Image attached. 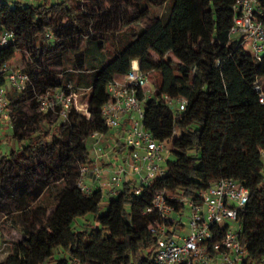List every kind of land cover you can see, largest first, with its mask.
<instances>
[{"label":"trees","instance_id":"1","mask_svg":"<svg viewBox=\"0 0 264 264\" xmlns=\"http://www.w3.org/2000/svg\"><path fill=\"white\" fill-rule=\"evenodd\" d=\"M236 1L1 0L0 33L12 31L16 41L0 47V67L20 55L17 68L29 79L8 93L17 146L0 152V214L23 237L0 264H150V225L162 223L147 211L154 193L196 198L222 177L250 190L238 216L240 264H264V104L256 90L257 80L264 87V56L230 34ZM134 60L154 80L150 97L139 95L143 125L156 140L173 141L172 157L139 194L130 179L115 196L102 187L88 193L79 180L96 162L93 134L112 130L102 115L108 85L123 82ZM72 88L92 89L88 114L74 100L66 117L61 103L41 109L48 93ZM165 95L186 99L185 109ZM124 146L118 141V152ZM170 202L181 215L185 203Z\"/></svg>","mask_w":264,"mask_h":264},{"label":"built area","instance_id":"2","mask_svg":"<svg viewBox=\"0 0 264 264\" xmlns=\"http://www.w3.org/2000/svg\"><path fill=\"white\" fill-rule=\"evenodd\" d=\"M234 10V23L230 34L238 36L240 44L245 48L249 46L252 55L260 60L264 56V0H237ZM14 41L16 36L12 31L4 30L0 33V47ZM28 79L27 73L10 62L0 67V114L5 113L9 117L6 112L8 91L5 82H9L13 91L21 92ZM149 82V74L142 71L138 61L134 60L123 82L113 81L108 85L110 98L102 107V115L111 129L122 128L126 120L130 122L124 135L128 154L124 163H114L106 170L97 162L91 168L84 166L79 180L84 191L89 193L92 190V186L86 182V175L90 172L97 180L106 178L102 187L107 189L108 197L117 195L126 179L135 182V193L139 194L144 185L151 184L156 177L166 173L165 158L173 141L156 140L143 125L144 102L139 95L142 94L144 99L150 97L152 90L148 88ZM256 90L259 101L264 104V87L259 80L256 82ZM77 96L74 88L68 95L50 92L42 98L41 109L46 111L53 108L55 103H61L62 116L66 117L73 100L81 111ZM164 98L170 105L176 103L179 110L186 107L187 100L184 98L173 99L167 95ZM85 110L86 113L82 112L88 114V107ZM96 136L99 134H93V138ZM94 145L99 153L102 152L98 141ZM249 197V188L231 177L216 180L201 190L196 198L156 191L152 206L147 211H156L162 223L155 222L150 225L151 231L157 237V250L150 264H240L245 250L240 240L238 216ZM170 199L178 203L184 202L190 207L188 234L178 232L180 223ZM170 232H173L172 235ZM71 264L87 263L74 260Z\"/></svg>","mask_w":264,"mask_h":264},{"label":"rangeland","instance_id":"3","mask_svg":"<svg viewBox=\"0 0 264 264\" xmlns=\"http://www.w3.org/2000/svg\"><path fill=\"white\" fill-rule=\"evenodd\" d=\"M137 27V26H134ZM138 28V27H137ZM131 29L128 30V32H124L122 34L123 37V44H121L122 46L127 44L130 41V37H131ZM42 40L44 43L47 42L46 38L44 37V35L41 36ZM247 51L251 53V48L249 46L246 47ZM13 65H15L16 67H20V66H24L23 65V60L21 58V56L19 55L16 60L12 63ZM150 82H149V87L152 90V87L154 85V80H152L149 76ZM77 102H78V106L81 108V111L86 113V108L88 107V92L87 91H80L79 90V94L77 96ZM137 118V117H135ZM129 121L127 126H129ZM11 130L10 127V123H9V119L5 116V113L0 114V152H6L9 148V146L11 144H13L12 139L10 140L8 138V134ZM113 131L116 129H112ZM122 142H124V139L122 140ZM111 143V142H110ZM107 149L110 148L111 144H106ZM93 152V151H92ZM111 153H109L108 156H110ZM107 157V155H106ZM166 157H172L170 155V153H168L166 155ZM123 155L118 154V152L115 154L114 156V160L112 162V164L114 163H123ZM86 182H88V180H86ZM90 183V182H88ZM93 187V186H92ZM96 187H101V186H96ZM93 187V188H96ZM102 205H105V202L103 201ZM191 213V209L190 207H188L187 205L185 206L183 213L181 215L176 214L177 218L180 220L181 224L183 226H180L178 228V232L182 233V234H188L189 233V216ZM2 237V238H1ZM23 237V232L21 231L19 226H15L12 225L8 218H6L4 215L0 214V261H4L11 249L13 244L16 241H19L20 239H22ZM1 240H3L4 242H1Z\"/></svg>","mask_w":264,"mask_h":264},{"label":"crops","instance_id":"4","mask_svg":"<svg viewBox=\"0 0 264 264\" xmlns=\"http://www.w3.org/2000/svg\"><path fill=\"white\" fill-rule=\"evenodd\" d=\"M5 85H6L8 93L13 91V89H12V87L8 81L5 82ZM75 90H76L77 94H79V90L80 91H87L88 92V101H89V97H90V94L92 91L91 88H89V89H75ZM9 123H10V121H9ZM127 124H128V120H126L124 122V126L122 128H120L116 131L111 130L110 133H108L107 135H99V136H96L94 138V141L95 142L98 141L99 146L102 148V152L99 153V151L96 150V147H94V149H93L94 158L96 159V162L99 164V166L101 168H103L104 170L111 168L112 162L114 160L113 158H114L115 154L118 152V149H117L118 141L122 142V140L124 139V135H125L126 129L128 127ZM10 127H11V124H10ZM7 136L11 140V130ZM103 144H108V145L111 144V146L108 150H104ZM15 146H17V144L14 143V141H13V144H11L9 146L7 151H10ZM109 153H111L110 156H108ZM121 153L123 155L122 159H123V163H124L125 157L128 154V148L126 147V145L123 147V149L120 152H118V154H121ZM106 155H107V157H106ZM86 180H88V182H90V183H88V182L87 183L93 187H96V186L102 187V185L106 181V178L104 177L103 179L97 180L95 178V176L92 173H90V175L87 176ZM102 188H103V191L106 192L107 189L104 187H102Z\"/></svg>","mask_w":264,"mask_h":264}]
</instances>
